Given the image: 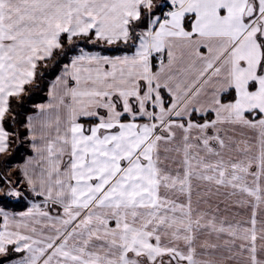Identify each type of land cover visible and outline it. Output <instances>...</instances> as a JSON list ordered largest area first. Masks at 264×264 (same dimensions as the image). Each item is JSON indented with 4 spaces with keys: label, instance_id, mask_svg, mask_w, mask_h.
<instances>
[{
    "label": "snow or ice",
    "instance_id": "snow-or-ice-1",
    "mask_svg": "<svg viewBox=\"0 0 264 264\" xmlns=\"http://www.w3.org/2000/svg\"><path fill=\"white\" fill-rule=\"evenodd\" d=\"M0 264H264V0H0Z\"/></svg>",
    "mask_w": 264,
    "mask_h": 264
}]
</instances>
